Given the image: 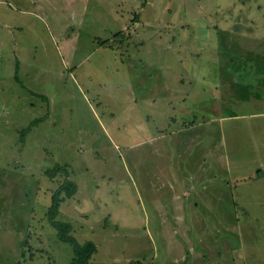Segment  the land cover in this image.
<instances>
[{
	"label": "rangeland",
	"instance_id": "rangeland-1",
	"mask_svg": "<svg viewBox=\"0 0 264 264\" xmlns=\"http://www.w3.org/2000/svg\"><path fill=\"white\" fill-rule=\"evenodd\" d=\"M77 1L0 0V264L72 260L57 165L90 264H264V0Z\"/></svg>",
	"mask_w": 264,
	"mask_h": 264
},
{
	"label": "trees",
	"instance_id": "trees-1",
	"mask_svg": "<svg viewBox=\"0 0 264 264\" xmlns=\"http://www.w3.org/2000/svg\"><path fill=\"white\" fill-rule=\"evenodd\" d=\"M120 36H122L121 33H116L114 35V38ZM102 45L104 44L102 43L101 46ZM18 69L19 66H15L14 77L15 81L17 83H20L21 81H19L18 79ZM195 121L192 120L191 124H194ZM41 122H44V118L32 121L28 127L20 131L19 134L22 142L24 141L25 137L31 132L32 128ZM45 175L49 179H54V177L58 175H62L64 177L63 182L53 192L50 198V205L46 215L48 222L56 232L57 240L61 243L68 244L72 248L73 258L69 264H90L93 255L97 251L95 244L91 241H86L83 244H80L73 236H71L72 226L69 223L61 222L57 219L61 204L65 200L70 199L76 194L77 185L69 179V174L65 166L57 165L54 168L47 170L45 172Z\"/></svg>",
	"mask_w": 264,
	"mask_h": 264
},
{
	"label": "crops",
	"instance_id": "crops-1",
	"mask_svg": "<svg viewBox=\"0 0 264 264\" xmlns=\"http://www.w3.org/2000/svg\"><path fill=\"white\" fill-rule=\"evenodd\" d=\"M67 3H71L72 5H73V2L72 1H76V0H69V2H68V0H65ZM79 1H81V0H78L77 2H79ZM99 1H101V0H99ZM84 2V6H85V8H86V4H85V2H87V0H84V1H82V3ZM251 57H253L254 58V56L255 55H250ZM249 58V57H248ZM256 58H260V59H262V56L261 55H257L256 56ZM247 62H249V60H246V63ZM252 62V61H251ZM245 63V64H246ZM250 63V62H249ZM250 65L251 66H247V67H244V74H245V78H244V80H245V82L246 83H249V84H253V83H255V84H259L258 86L259 87H262V86H260V85H263L264 84V68H261V67H259V66H253L251 63H250ZM21 74V76L22 75H24V72H23V70H21V67L19 66V69H18V74ZM15 73H14V75H13V79L15 80ZM10 78H12V76L10 77ZM20 81H21V79L20 78H18ZM1 80V79H0ZM35 81V83H37V79L36 80H34ZM7 81H2L1 83L2 84H5ZM31 82H33V81H31ZM11 83V82H10ZM25 89H26V87L25 86H23ZM37 87H39L38 85H37ZM263 88V87H262ZM37 91V93L38 92H40L39 90H36ZM40 94H41V96L45 99V100H48L49 99V101H51V99H50V97L51 96H48V95H46V94H42L41 92H40ZM153 101H152V103L154 104V106H156V100H155V98H153L152 99ZM156 108V107H155ZM48 115H50L49 113H48ZM43 117V116H42ZM171 118L172 117H170V122H172V120H171ZM49 118H47V120H48ZM44 121H45V117H44ZM154 131L157 133L158 132V130H157V125L155 126V129H154ZM177 131V130H176ZM154 132V135H153V139L151 140V142L153 143L154 141H155V138H156V133ZM155 151H156V149H155ZM157 165V164H156ZM156 169L158 170V167H156ZM180 200H181V198H180ZM151 202L153 201V200H150ZM182 201V200H181ZM163 209V211H165V212H167L168 211V213L169 212H171V211H173L174 210V208L173 207H171V205L170 206H166V207H164V208H162ZM182 209V208H181ZM159 210V209H158ZM169 214H171V213H169Z\"/></svg>",
	"mask_w": 264,
	"mask_h": 264
}]
</instances>
